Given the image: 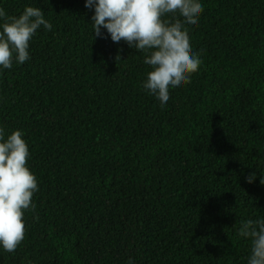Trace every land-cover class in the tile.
I'll use <instances>...</instances> for the list:
<instances>
[{
  "label": "trees",
  "instance_id": "1",
  "mask_svg": "<svg viewBox=\"0 0 264 264\" xmlns=\"http://www.w3.org/2000/svg\"><path fill=\"white\" fill-rule=\"evenodd\" d=\"M84 2L0 0L53 25L0 72V126L24 132L39 187L0 264H247L237 230L264 217V0H199L203 63L163 108L141 89L144 53L92 38Z\"/></svg>",
  "mask_w": 264,
  "mask_h": 264
},
{
  "label": "clouds",
  "instance_id": "2",
  "mask_svg": "<svg viewBox=\"0 0 264 264\" xmlns=\"http://www.w3.org/2000/svg\"><path fill=\"white\" fill-rule=\"evenodd\" d=\"M84 7L93 11L92 38L94 34L104 39L106 33L113 43L123 41L144 53L143 63L151 70L141 89L162 108L170 92L191 83L200 69L203 61L189 37V28L198 26L204 11L199 0H85ZM52 27L40 7L25 6L16 16L0 7V72L29 61L33 37L41 28ZM24 135L0 126V250L7 253L15 252L24 240L25 212L35 209L33 196L39 191L37 177L27 166L30 152ZM255 180V173L246 178L247 183ZM237 236L249 242L247 264H264V217L242 220Z\"/></svg>",
  "mask_w": 264,
  "mask_h": 264
}]
</instances>
